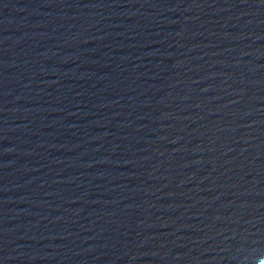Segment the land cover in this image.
<instances>
[{"label":"water","instance_id":"water-1","mask_svg":"<svg viewBox=\"0 0 264 264\" xmlns=\"http://www.w3.org/2000/svg\"><path fill=\"white\" fill-rule=\"evenodd\" d=\"M0 264H264V0H0Z\"/></svg>","mask_w":264,"mask_h":264}]
</instances>
